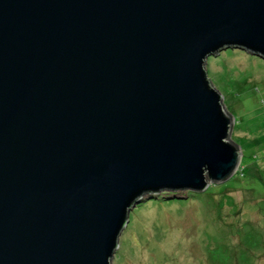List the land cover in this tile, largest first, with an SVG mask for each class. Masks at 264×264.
Segmentation results:
<instances>
[{
  "label": "water",
  "instance_id": "95a60500",
  "mask_svg": "<svg viewBox=\"0 0 264 264\" xmlns=\"http://www.w3.org/2000/svg\"><path fill=\"white\" fill-rule=\"evenodd\" d=\"M224 48L264 57V0H0V264H113L136 204L234 172Z\"/></svg>",
  "mask_w": 264,
  "mask_h": 264
},
{
  "label": "rangeland",
  "instance_id": "374dc122",
  "mask_svg": "<svg viewBox=\"0 0 264 264\" xmlns=\"http://www.w3.org/2000/svg\"><path fill=\"white\" fill-rule=\"evenodd\" d=\"M204 67L231 113L228 138L240 147L239 164L197 195L184 190L135 205L113 264H264V57L224 48Z\"/></svg>",
  "mask_w": 264,
  "mask_h": 264
},
{
  "label": "trees",
  "instance_id": "16d2710c",
  "mask_svg": "<svg viewBox=\"0 0 264 264\" xmlns=\"http://www.w3.org/2000/svg\"><path fill=\"white\" fill-rule=\"evenodd\" d=\"M211 185H217V184H211ZM188 195L186 196V197H190V196H192V195H197L196 193L197 192H192V191H190V190H188ZM158 199H166V198H164V197H162V198H160V197H157ZM139 204V203H138ZM138 204H136V205H138Z\"/></svg>",
  "mask_w": 264,
  "mask_h": 264
}]
</instances>
